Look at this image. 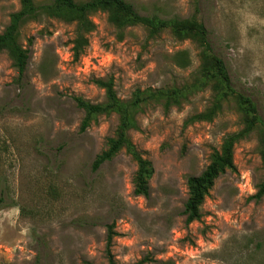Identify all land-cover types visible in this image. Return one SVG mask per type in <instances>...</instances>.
Listing matches in <instances>:
<instances>
[{
    "label": "rangeland",
    "instance_id": "1",
    "mask_svg": "<svg viewBox=\"0 0 264 264\" xmlns=\"http://www.w3.org/2000/svg\"><path fill=\"white\" fill-rule=\"evenodd\" d=\"M50 0H34L36 4ZM84 1V0H74ZM140 14L194 16L206 29L233 87L250 96L264 124V0H126ZM18 0H0V32ZM73 57V23L39 16L20 27L27 48L17 79L0 50V264H108L105 227L112 225L113 264H259L264 260V194L250 197L262 178L255 126L233 146L234 170L217 175L184 222L185 178L198 174L213 148L243 128L244 115L227 96L210 120L188 121L211 108L214 82L198 73V47L164 28H117L104 11ZM185 51L187 64L177 65ZM112 79L128 100L135 89L188 86L178 105L148 100L128 136L150 161L147 195L134 194L135 163L123 150L91 168L114 133L117 114H97L83 129L73 97L104 100L95 78Z\"/></svg>",
    "mask_w": 264,
    "mask_h": 264
},
{
    "label": "trees",
    "instance_id": "2",
    "mask_svg": "<svg viewBox=\"0 0 264 264\" xmlns=\"http://www.w3.org/2000/svg\"><path fill=\"white\" fill-rule=\"evenodd\" d=\"M18 2L19 8L9 14L7 24L0 32V50H5L8 54L17 79H20L23 75L28 51L19 41L20 27L28 21L36 20L39 16L59 18L68 23H73L70 50L74 58L82 52L87 43L86 34L94 27L89 14L96 10L104 11L106 19L117 28L141 25L147 29L149 35L168 28L174 36L189 38L195 42L198 47V73L201 75L203 82L209 80L214 82L216 93L211 108L192 114L187 118L188 121L210 120L214 111L219 108V101L231 96L244 115V125L240 130L227 133L221 138L219 146L210 151L207 164L198 174L186 176L187 196L182 209L184 222L189 223L199 220L201 216L199 205L213 180L225 170L232 171L235 169L232 160L234 144L257 123L261 126L258 130V141L263 173L260 183L256 186L255 193L250 197L257 199L264 194V124L257 114L255 104L250 96L233 87L222 58L214 52L206 29L194 16L160 18L153 14H140L126 0H50L41 4H36L34 0H18ZM176 63L178 66L187 64L185 51L177 53ZM93 82L103 89L104 100L100 103H90L79 97H73L75 104L84 112L79 129L86 127L89 121L100 113L114 112L117 114L118 121L113 135L106 138L105 148L96 154L91 162V168L95 169L119 150H123L135 163V170L131 179L132 191L134 194L145 197L148 190L147 180L151 176L152 167L150 161L143 157L131 142L128 130L137 129L135 114L140 111L143 102L148 100L159 102L164 109L172 105H178L179 100L184 97L185 92L188 90V86L135 89L128 100H121L115 94L110 77L95 78ZM113 234L112 225H106L104 254L108 264H113L110 252ZM262 246H264L262 242L257 241L252 252H256V248L261 249ZM259 264H264V260Z\"/></svg>",
    "mask_w": 264,
    "mask_h": 264
}]
</instances>
